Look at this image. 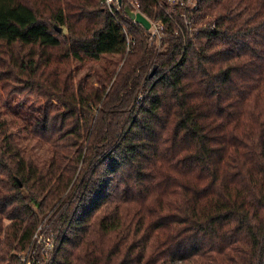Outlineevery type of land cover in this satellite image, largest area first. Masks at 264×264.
Returning <instances> with one entry per match:
<instances>
[{"label":"trees","instance_id":"16d2710c","mask_svg":"<svg viewBox=\"0 0 264 264\" xmlns=\"http://www.w3.org/2000/svg\"><path fill=\"white\" fill-rule=\"evenodd\" d=\"M101 1L0 0V264H264V0Z\"/></svg>","mask_w":264,"mask_h":264},{"label":"built area","instance_id":"2783aa9c","mask_svg":"<svg viewBox=\"0 0 264 264\" xmlns=\"http://www.w3.org/2000/svg\"><path fill=\"white\" fill-rule=\"evenodd\" d=\"M101 6L104 9H107L111 14V16L113 17V19L119 25L122 26L127 38L130 40L131 37L120 20V12L122 9V5H120L119 0H102ZM132 6L133 9L132 8L131 9L134 12L142 13V11L139 9L138 4H132ZM150 22L152 23V27L155 30L154 32H152V28H151V30L149 31L151 33L150 39L153 40L154 38L155 39L160 38L161 41L165 27L163 26L162 23H153L151 20ZM138 100L141 101L142 96H140ZM46 228H47L46 225L39 226L36 233L34 234L32 243L29 246V248L24 252L20 253L18 264H53V260L57 251V243L55 241L54 235L51 233V231H46Z\"/></svg>","mask_w":264,"mask_h":264},{"label":"rangeland","instance_id":"374dc122","mask_svg":"<svg viewBox=\"0 0 264 264\" xmlns=\"http://www.w3.org/2000/svg\"><path fill=\"white\" fill-rule=\"evenodd\" d=\"M171 1L173 3H171ZM171 8L176 6L174 0H171ZM179 1H177L176 4H178ZM196 1H192V0H188L186 4H195ZM192 6V5H191ZM172 10V9H171ZM170 10V11H171ZM155 30L152 27V32H154ZM159 37V35H158ZM164 37V35L162 36V38ZM150 43H156V44H161L160 42V38H154L153 40L149 39ZM76 64L73 63V67H75ZM104 62L101 63H89V62H84L83 67H79V71L76 74V79H83L86 78L88 79L89 82H92L93 84H95V86H97L98 83V78L102 77L104 75ZM0 96L3 97V99H7V91L5 90V88L3 87L2 84H0ZM12 97L17 98L19 100H22V98L19 95H14L12 94ZM43 100L42 99H35V98H27L26 102H25V107L26 108H39L42 104H43ZM53 104L57 105L56 101L52 102ZM22 144L24 146H26V150L28 152H30L31 156L34 158V160L39 163L42 164L43 162L48 161L51 156H52V151L50 150L49 146L44 145V144H40L39 142H37L34 139H29L28 137H23L22 138Z\"/></svg>","mask_w":264,"mask_h":264},{"label":"water","instance_id":"95a60500","mask_svg":"<svg viewBox=\"0 0 264 264\" xmlns=\"http://www.w3.org/2000/svg\"><path fill=\"white\" fill-rule=\"evenodd\" d=\"M123 0H119L120 5H122ZM126 14L129 17L130 20L134 21L135 23L141 25L143 28H145L146 31H150L152 28V23L150 20L145 17L140 12H134L130 7L126 8Z\"/></svg>","mask_w":264,"mask_h":264}]
</instances>
